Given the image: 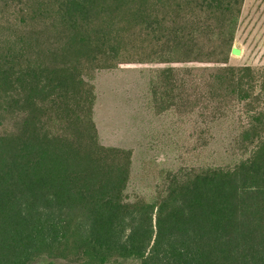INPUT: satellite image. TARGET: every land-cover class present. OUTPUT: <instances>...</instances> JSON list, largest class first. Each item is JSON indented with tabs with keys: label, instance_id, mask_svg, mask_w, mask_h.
Wrapping results in <instances>:
<instances>
[{
	"label": "trees",
	"instance_id": "trees-1",
	"mask_svg": "<svg viewBox=\"0 0 264 264\" xmlns=\"http://www.w3.org/2000/svg\"><path fill=\"white\" fill-rule=\"evenodd\" d=\"M243 3L0 0V264H264V67L229 63ZM118 68L149 71L176 133L146 190L93 119L94 74Z\"/></svg>",
	"mask_w": 264,
	"mask_h": 264
},
{
	"label": "rangeland",
	"instance_id": "rangeland-1",
	"mask_svg": "<svg viewBox=\"0 0 264 264\" xmlns=\"http://www.w3.org/2000/svg\"><path fill=\"white\" fill-rule=\"evenodd\" d=\"M233 46L239 52L230 54V64L264 67V0H244ZM149 75L147 69H102L92 79L96 94L93 119L100 143L132 150L129 191L146 190L137 178L144 159L165 167L177 166L176 152L169 144L176 136L171 120L165 114H154L148 104ZM231 134L230 122L214 126L205 151L209 162H230L225 146Z\"/></svg>",
	"mask_w": 264,
	"mask_h": 264
},
{
	"label": "crops",
	"instance_id": "crops-1",
	"mask_svg": "<svg viewBox=\"0 0 264 264\" xmlns=\"http://www.w3.org/2000/svg\"><path fill=\"white\" fill-rule=\"evenodd\" d=\"M233 51L237 52V53L239 52V50H238V48L236 46H233Z\"/></svg>",
	"mask_w": 264,
	"mask_h": 264
}]
</instances>
